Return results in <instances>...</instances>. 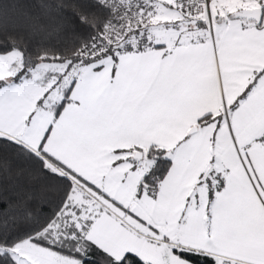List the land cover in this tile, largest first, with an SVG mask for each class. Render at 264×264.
<instances>
[{
	"label": "snow or ice",
	"instance_id": "snow-or-ice-1",
	"mask_svg": "<svg viewBox=\"0 0 264 264\" xmlns=\"http://www.w3.org/2000/svg\"><path fill=\"white\" fill-rule=\"evenodd\" d=\"M0 264H264V0H0Z\"/></svg>",
	"mask_w": 264,
	"mask_h": 264
}]
</instances>
